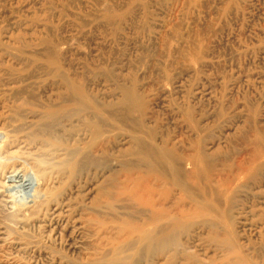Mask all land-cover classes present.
<instances>
[{
	"label": "rangeland",
	"instance_id": "374dc122",
	"mask_svg": "<svg viewBox=\"0 0 264 264\" xmlns=\"http://www.w3.org/2000/svg\"><path fill=\"white\" fill-rule=\"evenodd\" d=\"M0 264H264V0H0Z\"/></svg>",
	"mask_w": 264,
	"mask_h": 264
},
{
	"label": "bare ground",
	"instance_id": "6f19581e",
	"mask_svg": "<svg viewBox=\"0 0 264 264\" xmlns=\"http://www.w3.org/2000/svg\"><path fill=\"white\" fill-rule=\"evenodd\" d=\"M170 145V144H169ZM179 151V150H178ZM75 152V151H74ZM166 152V151H165ZM165 152H162V153H160L161 155H162V157L161 158H164V159H166V158H169L168 157V155H167V153H165ZM173 156V155H172ZM140 163V162H139ZM80 165V164H79ZM141 167H143V166H141ZM185 167V166H184ZM188 167V166H187ZM167 173V172H166ZM169 174H170V172H169ZM190 174H192V175H194L193 177H197V176H199V173H189L188 175H190ZM165 175V174H164ZM187 175V176H188ZM123 176V175H122ZM128 176V175H127ZM126 176V177H127ZM219 176V175H218ZM132 177V176H131ZM130 177V178H131ZM191 177V175L190 176H188V177H186L187 178V180H190V179H192L193 180V178H190ZM138 178V177H137ZM170 178H171V181H172V183L173 184H175V186L177 185V186H181L180 184H181V181L179 180V178H180V173H172L171 174V176H170ZM123 179V178H122ZM118 180V179H117ZM132 181H133V179H131ZM135 181V180H134ZM112 185V184H111ZM154 186H155V184H153V183H141V184H139V188H138V190H135V191H129L130 192V194L131 195H133V197L134 198H137V199H139V200H141L142 202H143V204H145V205H149V206H151L152 208H155V206H156V203H157V201H156V194H155V192L154 191H152L151 189L152 188H154ZM156 187V186H155ZM167 187V186H166ZM170 187V186H169ZM168 187V188H169ZM108 188V187H107ZM112 188V187H111ZM122 188V187H121ZM128 188V187H127ZM158 188V187H157ZM156 189V188H155ZM191 189V188H190ZM195 190H193V192H194ZM114 193V192H113ZM195 195H196V193H194ZM161 202V201H160ZM160 202H159V204H160ZM117 208H119L120 209V207H117ZM177 211V210H176ZM92 233V232H91ZM159 233V232H158ZM166 233V232H165ZM165 233H163V234H165ZM153 232L152 233H150V237H153ZM147 236H149V234H147ZM165 238L163 237V238H161V239H158V240H156V242H157V244H158V246H160V247H162V246H164L165 245V239H167V238H169V240H170V236H168V233H166L165 235ZM182 236V235H181ZM113 237V236H112ZM118 240V239H117ZM154 246V245H153ZM141 252H142V249L140 250ZM141 252L139 253V254H141ZM107 253V252H106ZM142 255V254H141ZM140 256V255H139ZM144 256V255H143ZM103 259V258H102Z\"/></svg>",
	"mask_w": 264,
	"mask_h": 264
}]
</instances>
